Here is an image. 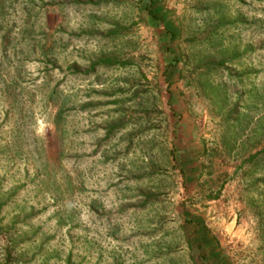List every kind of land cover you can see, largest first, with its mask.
Returning <instances> with one entry per match:
<instances>
[{
	"label": "rangeland",
	"instance_id": "rangeland-1",
	"mask_svg": "<svg viewBox=\"0 0 264 264\" xmlns=\"http://www.w3.org/2000/svg\"><path fill=\"white\" fill-rule=\"evenodd\" d=\"M0 264H264V0H0Z\"/></svg>",
	"mask_w": 264,
	"mask_h": 264
},
{
	"label": "trees",
	"instance_id": "trees-1",
	"mask_svg": "<svg viewBox=\"0 0 264 264\" xmlns=\"http://www.w3.org/2000/svg\"><path fill=\"white\" fill-rule=\"evenodd\" d=\"M150 14L155 18V19H158V20H161L163 22V18L160 17L156 12H154L153 10L150 9ZM166 30L169 31L172 35L173 38H175L176 34L175 32L171 31L167 26H166Z\"/></svg>",
	"mask_w": 264,
	"mask_h": 264
}]
</instances>
